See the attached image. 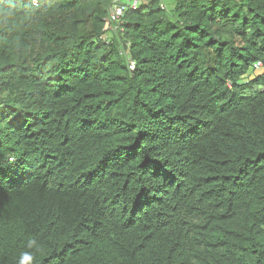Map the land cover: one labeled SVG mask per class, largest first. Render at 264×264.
I'll list each match as a JSON object with an SVG mask.
<instances>
[{
	"label": "trees",
	"instance_id": "obj_1",
	"mask_svg": "<svg viewBox=\"0 0 264 264\" xmlns=\"http://www.w3.org/2000/svg\"><path fill=\"white\" fill-rule=\"evenodd\" d=\"M113 2L0 0V264H264V0L128 9L134 70Z\"/></svg>",
	"mask_w": 264,
	"mask_h": 264
},
{
	"label": "built area",
	"instance_id": "obj_2",
	"mask_svg": "<svg viewBox=\"0 0 264 264\" xmlns=\"http://www.w3.org/2000/svg\"><path fill=\"white\" fill-rule=\"evenodd\" d=\"M147 0H134V2H122L118 0H114L108 15L105 19V25L103 27V30L106 32L105 34L102 35V40L109 42L112 41V38H116L118 40L119 45H120V53L124 55V57L127 60V66L129 70H134L135 69V61L132 60L125 48L128 47V43H123L121 41V33H122V26H121V18L123 17L124 13L128 9H136L141 3L145 2ZM34 4H37V0H33ZM262 68L260 62H256L251 70H256Z\"/></svg>",
	"mask_w": 264,
	"mask_h": 264
},
{
	"label": "rangeland",
	"instance_id": "obj_3",
	"mask_svg": "<svg viewBox=\"0 0 264 264\" xmlns=\"http://www.w3.org/2000/svg\"><path fill=\"white\" fill-rule=\"evenodd\" d=\"M263 69L262 68H259V69H256V70H249V72H247L242 78H241V81L242 82H247L250 78H252L254 75L262 72Z\"/></svg>",
	"mask_w": 264,
	"mask_h": 264
},
{
	"label": "clouds",
	"instance_id": "obj_4",
	"mask_svg": "<svg viewBox=\"0 0 264 264\" xmlns=\"http://www.w3.org/2000/svg\"><path fill=\"white\" fill-rule=\"evenodd\" d=\"M32 259H33L32 254L30 252H25L21 255L19 264H30Z\"/></svg>",
	"mask_w": 264,
	"mask_h": 264
},
{
	"label": "crops",
	"instance_id": "obj_5",
	"mask_svg": "<svg viewBox=\"0 0 264 264\" xmlns=\"http://www.w3.org/2000/svg\"><path fill=\"white\" fill-rule=\"evenodd\" d=\"M118 1H122V2H134V0H118Z\"/></svg>",
	"mask_w": 264,
	"mask_h": 264
}]
</instances>
